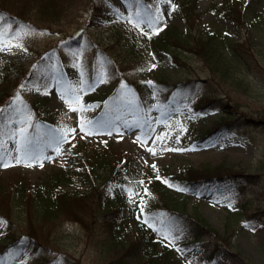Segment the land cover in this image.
<instances>
[{"label":"rangeland","instance_id":"1","mask_svg":"<svg viewBox=\"0 0 264 264\" xmlns=\"http://www.w3.org/2000/svg\"><path fill=\"white\" fill-rule=\"evenodd\" d=\"M60 1L63 17L59 22L42 23L39 25L42 28L20 25L11 37L7 36V30H0V66L14 61L32 68L43 57L54 67L50 84L39 96L23 85L19 70L10 76L18 78L22 85L6 84L8 94L0 95V123L6 124L9 132L0 133V193L20 182L33 188L58 172H65L58 185L75 198H83L79 200L81 203L77 207L63 205L54 218L35 224L45 250L62 254L58 264H113L124 256L129 264H149L148 243L135 242L139 230L134 216L136 207L156 214L158 225L153 231L156 250L160 253L163 244L168 245L174 264H264V125H241L234 131L221 129L207 136L224 115L201 110L197 99L179 104L171 97L160 100L147 92L136 93L133 83L143 80L140 74L156 82V76L164 70L171 83L184 79L166 62L161 67L159 54L144 55L137 64L127 57V62L124 61L125 44L119 42L122 35L136 28L148 29L151 23L144 1ZM240 1L244 7L260 13L263 20L257 25H250V19L248 23H240L226 10L225 0H199L195 30H217L233 40L247 42L239 45L237 56L245 61L237 66V75L244 74L240 78L251 82L250 89L243 87V91L238 82H227L219 76L217 81L241 105L240 111L257 116L264 109V0ZM150 2L168 25L186 31L187 24L170 0ZM105 5L126 15L131 22H117L113 13L101 8ZM82 35L86 40L76 43L73 38ZM103 48L113 56L108 60L110 66ZM189 60L193 67L202 69L203 63L198 58ZM86 76L91 78L85 80V85L80 84ZM198 92L202 93V87ZM146 94L155 102L148 114L144 107L138 106ZM101 95L112 96L109 104H125L127 113L97 120L98 111L104 106L96 101ZM36 115L39 120L35 122ZM35 126L37 134L32 130ZM97 155L111 160L113 170L127 160V165L120 169L124 177L110 187L109 198V194L98 189L100 183L111 177L112 169L98 167L95 172L89 169L92 163L88 158ZM221 164H232L260 176L252 183L243 178L236 181L228 178L221 184L201 182L199 189L189 192L187 213L198 211L208 221L214 229L208 235L196 239V232L161 228L167 203L164 197L157 198L143 174L154 173L157 180L169 183L171 178L181 176L183 166L202 169ZM170 188L172 196L179 198V193ZM243 202L247 205L242 207L241 217L238 220L229 217L231 211L236 212L233 208L240 212ZM121 204L128 213H123V217L114 212L109 214ZM113 215L120 220L118 238L127 246L133 243L130 249L116 244V240L108 241ZM227 221L233 223V233L224 234ZM29 230L26 219L22 222L16 219L9 225L0 217V242L11 234ZM25 254L26 250H17L12 264H19ZM47 260L36 258L38 264Z\"/></svg>","mask_w":264,"mask_h":264},{"label":"trees","instance_id":"2","mask_svg":"<svg viewBox=\"0 0 264 264\" xmlns=\"http://www.w3.org/2000/svg\"><path fill=\"white\" fill-rule=\"evenodd\" d=\"M147 3L150 0H144ZM172 4L177 8L185 23L187 24L186 31H178L175 26L168 25L162 16L154 9L148 8L151 18L149 29H134L122 35L120 43L125 44L123 48V59L127 62L128 59H132V62L139 63L144 55H157L162 56L161 67H164V62L168 66H173L175 72H179L183 76L182 81L175 83L170 82V77L165 74L164 70L160 71L156 76V82L147 80V77L140 76L143 80H140L135 87L140 94L143 92L149 93V95L163 100L165 97L182 104L185 101L190 102L193 99H197L200 102V109L213 110L218 116H222L219 119L217 126L212 129L208 135L215 133L220 129H226L233 131L241 125L259 126L264 125V109L259 111V115L251 114L246 111H240L241 105L235 102L231 96L229 90H226L217 81V76L227 80V82L236 81L241 89H250L251 82L241 80L237 75V66L244 64L245 58L237 56L239 45H244V42H238L226 35L221 34L217 30H195L198 25V16L196 13L199 0H170ZM60 0H0V30H7L9 37L15 34V29L20 25L33 26L42 28L40 24H54L59 22L63 17V9ZM225 8L232 17L238 20L240 23H248L249 19L251 23L257 25L260 23V19L263 20L258 12H253L250 8L244 7L240 0H225ZM104 11L114 13L116 21L123 24H129L131 19L114 11L112 8L105 5L101 6ZM197 25V26H196ZM46 26V25H44ZM48 28L50 26H47ZM76 43L86 40L85 36H78L73 38ZM247 43V42H246ZM126 49L127 54L126 55ZM101 51V50H100ZM102 53L106 58V61H110L113 56L106 48L102 49ZM243 49L241 51V55ZM196 57L202 63L201 70L193 67L189 58ZM108 61V62H109ZM111 62L108 63V66ZM165 65V64H164ZM98 69V66H97ZM20 71L23 77V85L27 88L34 90V94L39 96L44 93L43 89L47 87L51 76L54 72L53 67L45 60L40 59L38 64L32 68H25L23 65L16 64L14 61H8L0 66V95L8 94V88L6 84L10 85L14 83L15 86H19L20 82L18 78L10 76L11 72ZM145 71V70H142ZM245 85V86H244ZM202 87V93L198 92V88ZM243 89V91H245ZM115 92L118 90H114ZM168 93V95H167ZM172 94V95H171ZM85 96L87 93L85 92ZM149 95H143L140 105H144L147 108V112H150L154 107L155 102ZM101 96H97L96 101L104 105L98 111V118L114 117V114L118 111H111L108 106V100H105ZM197 103V102H196ZM240 106V107H239ZM257 113V112H256ZM96 116V117H97ZM39 120V116L36 115L35 122ZM1 122V121H0ZM36 125V124H34ZM3 129V130H2ZM36 130V126L33 127ZM6 124L0 123V133L7 135ZM92 165L90 166V172H95L98 167L104 170H111L113 162L103 156L97 155L94 159L88 158ZM127 165V160L122 161L117 169H112L111 177L107 178L104 182L100 183L102 186L98 189L100 193H107L108 198L111 196L110 187L118 179H122L124 176L120 170L123 166ZM165 172V170H163ZM65 172H58L55 176H52L46 183L35 185L33 188H28L24 182H20L15 188L0 193V217L6 219L7 223L22 222L24 219L30 224V230L28 233L10 235L7 240L0 242V264H11L13 254L17 250H27L23 260L19 264H38L37 257L48 259L44 264H56L57 258H51L52 254L45 250L46 245L42 243L36 231V223L46 221V219L54 218L55 214L61 213L62 206L77 207L81 203L83 198H75L72 193L64 191L60 188L57 182L61 181ZM260 173L249 171L245 168L238 169V167L232 164H221L216 166H204L202 169H195L192 167L183 166L181 168V176L179 178H171L169 183H164L162 180H157L156 174L145 175L146 182L152 189L157 198L164 197L167 207L165 208L164 220L161 228L164 230L177 227L178 232H196V239L213 231L208 221L203 218L198 211L194 214L187 213V198L189 192L195 191L199 187L201 182L216 181L221 184L225 179L243 178L246 181L252 183L258 179ZM119 181V180H118ZM175 181V183H174ZM173 187L174 191L179 193L177 196H172ZM93 190V189H92ZM90 195V194H89ZM1 200L3 205L1 206ZM80 200V201H79ZM115 204L116 200L112 199ZM66 203V204H65ZM247 202H243L240 205V212L237 213V208H233L235 213L231 211L230 216L233 219L238 220L241 217L243 208ZM114 212L115 214L122 215L128 213L126 209L122 207H116L114 210L109 211V214ZM108 214V215H109ZM134 216L137 219L138 224V240L135 242L148 243L147 248V261L149 264H174L170 256V247L163 244L162 252L156 250V242H154L153 231L157 227L156 214L147 213L144 209L136 207L134 209ZM79 217V216H77ZM118 217L110 218V229L108 241L116 240V244H120L126 250L134 245L127 243L123 239H119L117 235V229L119 227ZM54 220V219H53ZM113 223L115 225H113ZM160 225V224H159ZM176 228V229H177ZM233 223L227 221L224 234L233 233ZM180 230V231H179ZM177 231V230H176ZM183 233V232H182ZM225 237V235L223 236ZM115 242V241H114ZM111 245V244H110ZM7 255L6 259L5 256ZM35 255L37 256L35 258ZM57 257H60L59 255ZM7 260V261H5ZM116 261V262H115ZM129 264L125 260V256L120 259L114 260L113 264Z\"/></svg>","mask_w":264,"mask_h":264},{"label":"snow or ice","instance_id":"3","mask_svg":"<svg viewBox=\"0 0 264 264\" xmlns=\"http://www.w3.org/2000/svg\"><path fill=\"white\" fill-rule=\"evenodd\" d=\"M5 166H7V165H5Z\"/></svg>","mask_w":264,"mask_h":264}]
</instances>
